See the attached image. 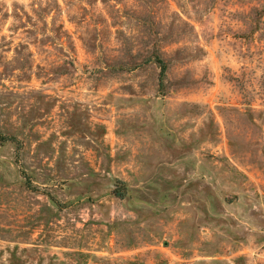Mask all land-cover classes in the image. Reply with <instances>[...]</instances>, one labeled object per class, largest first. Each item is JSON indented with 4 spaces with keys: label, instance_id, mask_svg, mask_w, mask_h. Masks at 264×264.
<instances>
[{
    "label": "rangeland",
    "instance_id": "obj_1",
    "mask_svg": "<svg viewBox=\"0 0 264 264\" xmlns=\"http://www.w3.org/2000/svg\"><path fill=\"white\" fill-rule=\"evenodd\" d=\"M0 264H264V0H0Z\"/></svg>",
    "mask_w": 264,
    "mask_h": 264
},
{
    "label": "trees",
    "instance_id": "obj_2",
    "mask_svg": "<svg viewBox=\"0 0 264 264\" xmlns=\"http://www.w3.org/2000/svg\"><path fill=\"white\" fill-rule=\"evenodd\" d=\"M155 58H149V61H153ZM158 59V58H157ZM117 186L114 189V194L117 198L123 200L126 198V194L124 192L125 183L123 182H117Z\"/></svg>",
    "mask_w": 264,
    "mask_h": 264
}]
</instances>
